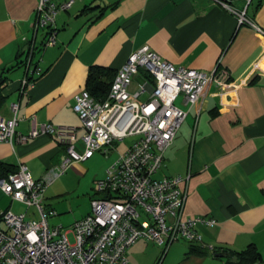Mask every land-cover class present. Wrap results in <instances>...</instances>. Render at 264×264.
<instances>
[{"label":"crops","instance_id":"obj_1","mask_svg":"<svg viewBox=\"0 0 264 264\" xmlns=\"http://www.w3.org/2000/svg\"><path fill=\"white\" fill-rule=\"evenodd\" d=\"M65 1L69 0H53ZM72 1L69 10L56 15L55 45L43 48L48 31L40 29L34 37L31 28L38 0H0V76L5 78L0 116L11 119L10 107L16 104L15 131L21 135L40 123L79 128L74 98L90 91V69L118 73L130 55L145 46L176 67L207 73L219 68L223 83L213 82L190 110L189 130L178 134L166 152L163 176L191 174L185 216L214 219L216 225H198L202 243L174 244L162 264H235L226 254L242 252L250 245L263 259L252 264H264V37L248 26L239 27L220 0ZM226 2L238 11L247 10V17L264 30V0ZM32 42L36 50L31 66H38L42 75L21 95L22 63ZM148 77L140 71L130 92L150 82ZM148 97L147 93L139 101ZM182 105L188 109L183 98ZM78 149L82 150L80 143ZM63 150L45 135L25 143L14 140L0 143V163L14 171L25 165L34 180H41L61 165ZM124 152L115 147L94 182L105 179L107 169ZM79 165L70 167L81 174ZM65 175L46 188L51 204L44 208L55 213L47 218L50 227L69 229L90 215L91 208L80 210L67 198L74 191L67 187ZM6 211L38 219L34 209H26L0 190V216ZM51 218H57L58 225L51 226ZM2 225L0 220V229H5ZM195 248L198 252H193ZM162 253L161 247L140 241L127 254L129 264H158Z\"/></svg>","mask_w":264,"mask_h":264},{"label":"built area","instance_id":"obj_2","mask_svg":"<svg viewBox=\"0 0 264 264\" xmlns=\"http://www.w3.org/2000/svg\"><path fill=\"white\" fill-rule=\"evenodd\" d=\"M251 2L248 0V4ZM218 3L236 17L239 27L248 26L264 37V30L247 17V10L238 11L226 0ZM72 4V0L59 4L38 0L31 28L34 37L40 29L48 31L43 48L55 45L56 15ZM35 50L32 42L25 51L21 95L42 75L38 66H31ZM218 70L207 73L176 67L145 46L131 54L118 71L107 100L97 101L88 91L75 96L73 111L80 120L79 128L40 123L26 135L17 134V105L12 104L13 117L0 116V143H25L45 135L64 150L61 165L41 180H34L25 165L0 178L2 193L26 209L33 208L38 217L2 213L5 229H0V264H129L128 250L141 240L162 248L158 262L162 264L174 244L202 243L197 226L212 228L216 221L185 216L191 174L161 179L155 176L164 167L165 154L190 110L205 97L213 82L223 83ZM140 71L154 83L146 82L132 94L130 87ZM147 93L148 99L139 101ZM181 95L188 110L176 105ZM128 138L133 141L127 150L96 184L100 197L92 198L90 215L75 221L69 229L50 227L47 218L55 213L46 212L42 205L46 188L71 164L85 162L98 152L107 157L115 145Z\"/></svg>","mask_w":264,"mask_h":264},{"label":"rangeland","instance_id":"obj_3","mask_svg":"<svg viewBox=\"0 0 264 264\" xmlns=\"http://www.w3.org/2000/svg\"><path fill=\"white\" fill-rule=\"evenodd\" d=\"M182 97L183 96L181 95L176 102V105L179 107H183ZM190 121H191V115H188V120L185 122L182 129L178 132L179 135H181V133H186L189 130ZM132 141L133 139L128 138L124 140L123 142H120L119 144L115 145L116 150L120 153L124 152L126 146H128ZM116 154L118 155V153ZM79 163H80L79 165L80 168L84 172H81V174H78L70 167L71 166L70 165L68 167V172L67 173L65 172L64 174H62V176H64L65 174L67 175V176L65 175L66 176L65 183L67 187L70 190H72V192L74 191V193L71 194L72 196L68 195L67 198L72 199L73 204L74 202H76L75 204L76 206L78 205V209L85 210L88 206H90L91 208V198L96 193V183L97 182H94V179H95V176L100 175L104 171L105 165H106V156L98 152L95 154L93 158H90L89 160H86L85 162H79ZM165 171L166 170L164 166L162 170L155 176V178L157 179L163 178V176L166 175ZM46 196L47 195L44 194V198ZM95 197L99 198L100 195L97 194ZM50 200H51L50 196H47L42 201V205L45 206V204H51ZM32 209L33 208H31V210ZM31 212H34V211H30V213ZM34 219L36 218L34 217ZM56 219L51 218L49 220V224L51 226L58 225L59 222L56 221ZM69 238L70 240H72L71 236H69ZM141 241H144V240H141Z\"/></svg>","mask_w":264,"mask_h":264},{"label":"trees","instance_id":"obj_4","mask_svg":"<svg viewBox=\"0 0 264 264\" xmlns=\"http://www.w3.org/2000/svg\"><path fill=\"white\" fill-rule=\"evenodd\" d=\"M116 74L114 71L110 69H101L99 67H92L90 69L89 74V93L93 98L97 101H105L108 99L110 94V90L112 84L115 80ZM104 76L105 79L102 80ZM151 84H153L152 78L148 77ZM5 82V78L0 76V89L3 83ZM1 92V90H0ZM4 104V98L0 93V109ZM14 172V170H10L4 164L0 163V178L5 177L8 173ZM193 252H198V249H193ZM226 256L230 259V262L234 260L235 264H252L255 262H262V255L258 251V249L254 245H250L242 252L236 253H227Z\"/></svg>","mask_w":264,"mask_h":264},{"label":"water","instance_id":"obj_5","mask_svg":"<svg viewBox=\"0 0 264 264\" xmlns=\"http://www.w3.org/2000/svg\"><path fill=\"white\" fill-rule=\"evenodd\" d=\"M152 88V87H151Z\"/></svg>","mask_w":264,"mask_h":264}]
</instances>
